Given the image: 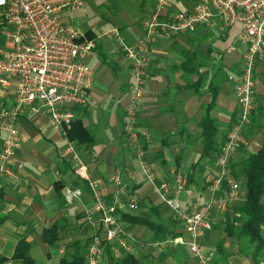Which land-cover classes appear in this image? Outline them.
I'll return each instance as SVG.
<instances>
[{"label":"crops","instance_id":"1","mask_svg":"<svg viewBox=\"0 0 264 264\" xmlns=\"http://www.w3.org/2000/svg\"><path fill=\"white\" fill-rule=\"evenodd\" d=\"M153 1L151 13L156 4V0ZM142 23L136 26L131 24L127 32L122 30L121 34L127 42L137 40ZM234 27L237 26L223 28L216 21L170 41L161 36L153 38L146 92L141 100L136 126L144 158L152 166L154 185L143 174L123 135L124 106L128 101L131 76L121 50H103L101 44H97L86 59L94 72L90 96L97 100V104L78 107L73 111L75 120L81 121L93 142L79 144L68 140L73 143L91 179L101 183V190L108 202L114 200L118 191L109 183V178L118 170L122 178L121 189L135 196L142 204L151 205L150 213L158 207L152 220L155 218L153 221L159 226L153 230L151 247H145L151 264H196L185 247L164 248L162 251L152 247L153 240L169 236L185 237L181 223L173 221L172 212L158 199L154 188L163 180H171L173 172H176L186 178V187L193 192L192 198L185 194L180 196L183 211L189 212L194 202H204L209 197L207 186L215 175L213 162L217 151L204 154V139L199 124L215 96L210 117L216 128L214 145L219 150L237 115L236 96L227 81L228 76L241 65L242 49L236 51L232 43L234 40L237 42L238 31L230 42L231 28ZM88 31L96 42L98 38L93 31L87 30L81 34ZM263 63H258L255 68V109L245 129L247 143L237 148L231 163L235 175L241 181L242 196V163L257 152L264 141V82L257 73ZM222 67L226 73L221 75ZM17 126L20 147L16 150L14 165L11 164L15 177L0 175V264H18L11 257L20 239L31 244L30 255L34 260L38 256L42 257V264H58L61 257L59 244H64L65 248L72 240L68 230L79 229L83 225L89 226L91 229L87 231L92 232V227L86 221L93 210L92 197L86 183L74 174L72 157L62 156L69 141L49 128L45 114L30 115L25 111ZM6 137V133L0 129V148ZM15 161L21 162L20 171H15ZM188 176L193 177L191 183H188ZM68 186L82 190L83 196L79 202L72 205L65 203L62 196ZM262 200L264 204V195ZM140 211L125 210L121 214L139 217ZM223 216L218 213L212 216L213 229L204 237L205 242L215 238L225 239V251L218 256L220 260L212 253L216 257V264H224L225 256L231 251L241 253L248 249L240 248L234 239L226 238L225 232H215L214 226L217 224L222 223L225 227ZM170 220L174 223L172 228L167 223ZM120 222L133 241L146 242L147 230L144 226H131L121 221V217ZM54 224L58 226L59 240L56 245L48 246L42 240V232ZM66 230L67 235L63 240L61 233ZM78 231L80 235L87 232ZM41 247H45L43 253ZM132 254L143 261L136 248ZM260 255L264 258V249ZM260 264H264V261Z\"/></svg>","mask_w":264,"mask_h":264},{"label":"built area","instance_id":"2","mask_svg":"<svg viewBox=\"0 0 264 264\" xmlns=\"http://www.w3.org/2000/svg\"><path fill=\"white\" fill-rule=\"evenodd\" d=\"M84 5L83 0H0V129L7 135L0 148V175L15 177L11 164L20 147L17 123L25 111L30 115L45 114L49 128L68 142L67 133L76 119L73 110L97 104L90 96L94 72L86 62L95 41L67 21ZM216 21L223 28L238 27L236 40L242 55L239 69L227 78L236 96L237 115L214 157L215 175L207 186L209 197L204 202H194L189 212L183 211L180 196L192 198L193 192L186 187V178L176 172L171 180H163L154 188L158 199L172 212L173 220L181 223L185 237L169 236L154 241L152 247H185L196 264H216L203 245L205 234L212 229V216L225 214L243 198L241 181L231 163L237 148L247 143L245 129L255 109V68L264 61V0H198L187 11H171L169 0H156L135 42H127L117 30L112 31L132 77L124 106L123 135L143 174L154 185L152 166L144 158L136 126L146 92L150 45L156 36L170 41ZM63 154L72 157L74 174L86 183L92 197L93 210L86 218L93 232L87 264H100L107 246L115 259L132 254V239L121 226L120 214L139 207L137 198L121 189L120 172L117 170L109 178L118 191L108 202L101 183L91 179L72 142L67 143ZM21 168V162L15 161V171ZM82 196L78 187L65 188L67 205L79 202ZM64 249L60 245L61 255Z\"/></svg>","mask_w":264,"mask_h":264},{"label":"trees","instance_id":"3","mask_svg":"<svg viewBox=\"0 0 264 264\" xmlns=\"http://www.w3.org/2000/svg\"><path fill=\"white\" fill-rule=\"evenodd\" d=\"M84 36L89 39L94 38L90 31L86 32ZM214 97H212L211 103L206 108L205 116L199 124L204 139V154H208L211 151L218 152L213 139L216 134V128L210 117V110L212 105H214ZM67 137L69 140L77 141L79 144H91L93 142L89 131L82 125L80 120L73 122L71 130L67 133ZM242 175L244 177V195L242 200L230 206L224 214L223 222H226L224 232L226 238L237 241L246 240L251 247V258L254 260V264H260V254L264 249V237L262 236L264 204L261 202V198L264 195V141L257 152L251 154L243 161ZM192 181L193 177L188 176V183ZM62 197L64 199V194ZM157 210L158 207L156 206V209L148 216L142 215L138 217L121 214L120 217L121 221L131 226L138 225L155 230L159 225L152 220V216L156 215ZM42 240L48 246L56 245L59 240L58 226L54 224L45 228L42 232ZM84 243V246L87 245V241ZM109 247H106V255L100 264H145L144 261L133 254H122L120 258L115 259L112 257ZM216 248L222 254L225 251L222 241L216 244ZM30 250L31 244L25 239H20L11 260L16 261L18 264H36L30 255ZM215 259L216 257L214 256V261ZM58 264H87L79 239L65 246Z\"/></svg>","mask_w":264,"mask_h":264},{"label":"rangeland","instance_id":"4","mask_svg":"<svg viewBox=\"0 0 264 264\" xmlns=\"http://www.w3.org/2000/svg\"><path fill=\"white\" fill-rule=\"evenodd\" d=\"M83 1L85 5L79 11V13H77L78 15L76 17L75 15L69 16L67 21L73 24L75 27H77L80 32H85L87 30L93 31L98 38L97 41L95 42V45L101 44V47L103 50L107 49L109 51L112 49L119 50L117 46V42L114 39V33L112 31L114 29L117 30L118 34L121 35V37H123L121 32L123 31L127 32L130 29L131 24L136 26L142 23L148 17V14L151 13V8L154 3L153 0H83ZM197 2L198 0H169V3L171 5V11H187L188 9H191ZM236 31H238L237 27L231 28L230 42L234 40L233 34H235ZM232 43H233V48L236 51L239 48H241L240 45L235 40ZM218 60H220V58ZM223 68L224 67L221 68V75L226 73L225 71H222ZM257 73H258L259 79L262 82H264V63L259 66ZM130 76H131V73H130ZM131 81H132V77H131ZM198 180H199V177H198ZM137 203H138L139 209L141 210L139 213V216H142V215L148 216L150 213L151 205L148 206L149 204H142L140 201H138V199H137ZM153 220H155V218H153ZM173 221L170 220L167 222L169 223L170 228L174 226ZM225 224L226 222L223 223V225ZM89 228H90L89 226L81 225L79 229L78 227H76L74 229L68 230L70 232L68 236L71 237L72 240L68 242L67 245H69L71 242H74L76 239H79L81 250L85 257L87 255V249L90 245V241H91L90 238L92 234V232L91 233L88 232L91 229ZM78 230H81L82 233H84L87 230L88 231L80 235ZM214 230L215 232L219 234V232H222V231L224 232V226H222V223L217 224L216 226H214ZM145 231H146V235H145L146 242L143 243L139 240H136V241L131 240V242L129 241V243L132 248H136L137 250H139L140 257L143 259L145 264H151V260H148V255L146 254V251H147L146 248L151 247L149 246V244L151 243L150 239L153 235V230L151 228L145 227ZM66 235H67V230L63 234L61 233V236H62L61 239L64 240ZM215 236H218V235H215ZM85 241H87V245L84 246ZM219 241H222L223 244L225 243V239L218 240L217 238L216 240L215 238V240H212L210 242H205L204 240L203 245L205 244V249L207 250L208 254L213 253L214 255H217V259L220 260L218 256H220L222 253H220V251L217 250L216 248V244ZM152 242H154V240ZM235 242L239 243L238 245L240 246V248L248 247V249L246 251L243 250L241 253H239V251L238 253H233L231 251L232 253L230 252L228 256H225L224 264H254V260L251 258L252 250L250 249L251 247L249 246L248 242L246 240H242V241L235 240ZM154 249L162 251V249H158V248H154ZM40 251L43 253L45 251V247H41ZM37 252H39V249L36 251V253ZM41 258L38 256H35L36 264H42L43 260H41ZM103 260H104V257L102 261ZM259 260L260 262L264 261V258L260 257Z\"/></svg>","mask_w":264,"mask_h":264}]
</instances>
